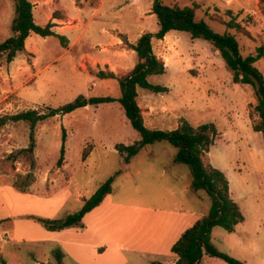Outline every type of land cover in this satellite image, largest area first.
<instances>
[{
    "label": "rangeland",
    "instance_id": "1",
    "mask_svg": "<svg viewBox=\"0 0 264 264\" xmlns=\"http://www.w3.org/2000/svg\"><path fill=\"white\" fill-rule=\"evenodd\" d=\"M30 1L38 25L44 27L50 21L49 10L55 17H66L67 23L77 25L65 32L55 29L49 37L32 33L26 41L28 50L25 48L14 62L0 59V116L29 109L47 113L80 95L118 99L119 80L102 78L99 72L114 71L117 77L129 73L138 60L130 44L143 33L159 30L157 16L152 13L155 0ZM164 3L196 6L197 19L206 20L216 31L229 30L237 36L244 56L256 54L258 46L264 44V0ZM14 17V0H0V42L13 35ZM232 18L241 28L226 25ZM61 34L71 41L76 39L68 52ZM174 34L179 37L176 44L153 39L154 51L167 68L164 74L151 75L149 81L167 90L154 92L139 87L138 102L145 123L158 129H175L184 120L195 127L216 125L219 134L204 160L207 166L226 174L244 220L234 232L214 227L213 243L246 264H264V138L253 128L259 121L253 112L255 90L249 84L234 82L233 70L211 42L193 39L187 32ZM37 49L40 59L35 69L41 72L32 82L31 51ZM256 66L264 73V59ZM12 68L22 77H17ZM63 130L66 149L59 165ZM30 133L28 121H10L0 130L1 218L12 219L0 224V260L3 257L8 264H47L49 260L59 264V250L68 252L62 264H84L76 256L81 253L85 264L168 261L170 252L153 250L156 243L150 240L162 229L156 218L187 216L188 223L194 220V225L209 211V194L192 189L191 168L176 162L177 148L167 141L143 147L130 164L124 163L116 145L133 144L140 134L118 100L80 107L39 122L34 152H20L29 146ZM112 176V194L95 210V219L83 221V227L66 228L63 235L50 241L13 238L9 230L15 217L37 226L21 224L19 230L24 237L46 240L50 230L32 216L55 219L76 212L82 201ZM85 224V239L97 245L99 256L81 250ZM107 234L110 236L104 238ZM202 264L229 263L204 255Z\"/></svg>",
    "mask_w": 264,
    "mask_h": 264
},
{
    "label": "trees",
    "instance_id": "2",
    "mask_svg": "<svg viewBox=\"0 0 264 264\" xmlns=\"http://www.w3.org/2000/svg\"><path fill=\"white\" fill-rule=\"evenodd\" d=\"M14 2L15 17L11 24L13 35L0 42V59L6 57L8 62H12L18 54L25 50L27 38L31 33H37L43 37L55 33L53 30L55 23L49 21L43 27L35 22L34 4L30 0H14ZM152 13L157 16L159 30L155 33H143L135 43L130 44L138 58L133 69L121 77H117L114 71L99 72V76L102 78H117L119 80L121 96L118 99L80 95L74 101L59 108H51L47 113L29 109L16 114H5L0 116V130L10 121H28L31 128L30 144L20 152L33 153L36 147L35 128L39 122L59 114L72 113L80 107L118 100L125 109L126 116L132 126L140 134V139L133 144L118 143L116 145L124 162L131 163L132 159L147 145L157 141H167L177 148L176 162L191 168V187L195 191H206L211 198L208 213L187 228L173 244L171 250L177 255L173 264H202L204 255L221 258L229 264H246L245 261L220 251L212 240L214 227L219 226L228 232H234L237 225L244 220L241 207L230 193V183L226 174L217 168L207 166L204 160V154L210 151L211 145L214 144L219 134L216 125L204 123L195 127L184 120L175 129L150 128L145 123L143 110L138 102V89L142 87L154 92L167 90L165 86L149 81L151 75L164 74L166 71L164 61L158 58L154 51V38L163 39L173 30L187 32L193 39L203 38L211 42L226 64L233 70L235 83L249 84L254 88L257 103L253 112L259 117V121L253 125V128L260 132L264 138V73L256 66V62L264 59V44L258 46L256 54L244 56L237 36L229 30L216 31L206 20L197 19L196 6H171L164 3V0H155ZM229 13L231 12L229 11ZM226 25L230 29L241 28L234 18L226 22ZM60 36L62 42L68 45L67 38L64 35ZM65 142L66 133L63 130L59 165L64 160ZM114 180L115 178L112 176L102 183L76 212L69 213L63 218L51 219L36 216H32V218L50 231H61L75 225L83 227L85 215L101 205L105 198L112 193ZM9 220L12 219H1L0 224ZM56 256L59 264H62L59 252L56 253ZM1 264H7V261L2 258ZM152 264L163 263L154 261Z\"/></svg>",
    "mask_w": 264,
    "mask_h": 264
},
{
    "label": "crops",
    "instance_id": "3",
    "mask_svg": "<svg viewBox=\"0 0 264 264\" xmlns=\"http://www.w3.org/2000/svg\"><path fill=\"white\" fill-rule=\"evenodd\" d=\"M47 4L55 7L54 4H51L50 2H47ZM56 7H58V6H56ZM49 11H50V13H49V19H50L51 22L55 23V26L53 27V30H55V29L56 30L57 29L59 30L60 29L62 32H65V30H73L76 27L77 23H72V22H70V20H69L70 23H67L66 17H64L65 19L62 18V17L61 18H57L54 15H52L53 10H49ZM64 16H66V15L64 14ZM177 32H182V31H176V30L170 31L163 39H157V40L161 44L164 43V42H167L168 40H170L174 44H176V40L179 39V37H178V34H174V33H177ZM61 35H64L67 38V40H68V46L69 47L67 46V49H66V51L68 52V51H70L74 47V45H76V39L74 41H71V39L66 34H61ZM46 37H49V36H46ZM137 40L138 39H136V41ZM136 41H134V43ZM26 49L28 50L27 44H26ZM154 50H155V48H154ZM130 51L132 53H134V52L136 53V51L133 50V49H130ZM31 52L34 53V56H33V59H32V64H30V70L31 69L33 70V73L30 74V78L33 79L32 82H34L37 79V77L40 75V72H41V69H39V70H36L35 69L36 67H38V64H39L40 53H39L38 49L37 50H33ZM216 52L218 53L217 50H216ZM156 54L158 55V53H156ZM12 62H14V61H12ZM166 68H167V66H166ZM12 70H13V72H15V75L17 74V77H19V78L22 77V76H20L22 74L17 73L18 70L13 69V68H12ZM125 164H127V163H125ZM112 192H113V190H112ZM78 194H81V193H78ZM111 194H109V195H111ZM231 195H232V193H231ZM106 198H105V200H106ZM84 201H85V199L82 201L83 202L82 205L84 204ZM1 203H2V205H4L3 202H1ZM3 207L4 206H1L0 207V220L1 219H6V218H1L2 217L1 216V212L4 211ZM97 208L98 207H96L94 210H92L91 212H89L88 214L85 215V217L83 219V221H85V223L88 222V219H95V217H96L95 210ZM188 220H189V217H187V216H180V217H177L175 220H171V219L169 220V219H167L165 217H163V218H156L157 224L159 226H161L162 229L157 233V235L155 237H153V238L150 239V240H152V241H154L156 243L153 250H155L157 252H166V250H167L171 254L170 258L168 259L169 262L168 261H164V262H162L163 264H173L175 262V260L177 259V255L172 252L171 248H172L173 244L179 239V237L181 236V234L187 228H189V226H191L192 223L194 222V220H192L191 221L192 223H188L189 222ZM8 222H10V221H8ZM21 224H28V223L23 222L20 219L13 217L12 228H11V230H9V231H11V234H13V238H17V239L18 238L19 239L30 238V239H34V241H50V239H53L54 240L56 237H60L61 235H63L64 230H65L64 229V230H61V231H50L51 233H47V235H46V238H45L46 240H37L34 237H24L21 234L20 230H19V227H20ZM28 225L31 226V224H28ZM32 226L33 227H37V226H34V224H32ZM87 228L88 227H86V224H85V228H83V230H82L81 233L84 234ZM7 231H8V229H6V231H4V233H6ZM86 233H88V231ZM86 233L84 235H82V240H84L85 243H83L84 245L81 246V250L84 249L83 251H87L91 256L98 255V252L96 251L97 245L94 242H90V238L89 237H88L89 239H85L86 238L85 237ZM109 236H110V234H107L104 238H108ZM163 245H164V247H163ZM58 252H59V254H60L61 258H62V263H64V258L68 254V252H66V251L63 252L62 250H61V252H60V250ZM76 256L79 259V261H81L82 263L85 264V261H84L85 260V256H84V254H82V253L81 254H76ZM0 264H1V260H0ZM47 264H52V262H50V260H49L47 262Z\"/></svg>",
    "mask_w": 264,
    "mask_h": 264
}]
</instances>
